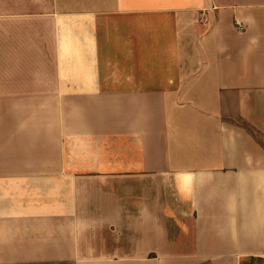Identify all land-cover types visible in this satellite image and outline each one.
Segmentation results:
<instances>
[{
  "label": "crops",
  "instance_id": "1",
  "mask_svg": "<svg viewBox=\"0 0 264 264\" xmlns=\"http://www.w3.org/2000/svg\"><path fill=\"white\" fill-rule=\"evenodd\" d=\"M2 164L0 264H264V0H0Z\"/></svg>",
  "mask_w": 264,
  "mask_h": 264
},
{
  "label": "rangeland",
  "instance_id": "2",
  "mask_svg": "<svg viewBox=\"0 0 264 264\" xmlns=\"http://www.w3.org/2000/svg\"><path fill=\"white\" fill-rule=\"evenodd\" d=\"M42 162V170H54V169H61V168H69L70 162H69V155H63V156H48V157H41ZM6 164H2L0 167H5ZM66 187V186H65ZM50 189V188H49ZM48 189V191H49ZM53 192V190H52ZM52 193L49 192V195Z\"/></svg>",
  "mask_w": 264,
  "mask_h": 264
}]
</instances>
